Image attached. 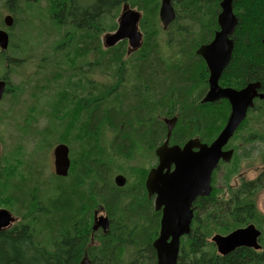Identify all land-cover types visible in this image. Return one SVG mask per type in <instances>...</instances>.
I'll list each match as a JSON object with an SVG mask.
<instances>
[{
    "label": "trees",
    "instance_id": "trees-1",
    "mask_svg": "<svg viewBox=\"0 0 264 264\" xmlns=\"http://www.w3.org/2000/svg\"><path fill=\"white\" fill-rule=\"evenodd\" d=\"M35 1L38 0H7V3L10 8ZM160 1L51 0L50 17L66 30L64 57L85 59L87 70L79 72L85 74L87 85L90 82L86 75H108L105 85L92 81L89 88L85 82L88 92L93 90L94 99L86 103L91 110L89 129L107 122L125 127L126 135L134 131L145 139L155 130L157 137H162V124L150 119L151 109H157L158 116L178 114L172 132L177 144L192 135L209 143L223 128L229 105L225 100L200 103L207 89L208 74L194 51L218 29L216 17L221 0H171L176 17L166 30L159 28ZM125 4L139 10V29L143 34L140 49L129 54L125 41L104 49L100 40L103 33L115 31V20ZM233 13L238 20L232 37L234 50L219 85L236 89L249 82H260L264 92V0H233ZM69 47L73 49L68 55ZM221 109L225 111L222 119ZM251 116L255 123L264 125V100L254 102L236 133L251 123ZM254 141H264V130L253 131L244 140L247 144ZM237 150L231 159L233 166L224 177L226 194L216 197L212 191L210 196L195 201L191 232L181 239L178 264H264V216L256 208V195L264 188V173L231 187L230 179L238 169ZM89 153L92 154L76 166L78 173L72 171L73 181L56 188L55 198L49 199L45 206L34 199L21 201L25 211L22 220L0 231V264H78L85 251L91 264H156L152 242L158 234L159 216L143 197L141 187L117 189L105 184L103 165L95 170L92 193L111 217L109 230L107 234L95 235L97 245L89 242L91 230L81 233L76 215L90 203V198L85 190H75V186L86 180L82 169L96 165L95 152ZM261 156L264 165V155ZM69 176L70 173L66 178L56 179L65 182ZM249 224L261 231L260 251L239 248L219 256L208 242L215 232L224 235Z\"/></svg>",
    "mask_w": 264,
    "mask_h": 264
},
{
    "label": "rangeland",
    "instance_id": "rangeland-1",
    "mask_svg": "<svg viewBox=\"0 0 264 264\" xmlns=\"http://www.w3.org/2000/svg\"><path fill=\"white\" fill-rule=\"evenodd\" d=\"M52 9L51 0L22 2L10 5V8L7 0H0V29L9 35L8 49L0 54V79L7 82L0 102V209L9 211L17 221H21L25 214L21 201L34 199L45 206L49 199L55 198L56 188L73 181L75 165L78 166L79 161L87 158L93 150L96 165L88 169L84 167L82 173L87 176L86 180L75 186V190H85L90 198V203L76 215L80 231L85 234L93 224V211L101 205L99 198L92 193L95 170L103 165L106 172L103 181L112 185L113 177L122 174L128 182L126 188L132 189L142 187L146 173L155 161L153 150L141 146L134 139V133L124 134L126 129L121 125L101 122L92 126L93 130L89 129L88 114L91 110L86 103L94 99L93 94L86 93V81L79 72L87 70L86 61L83 57L71 56L69 60L64 57L66 30L51 20ZM8 14L14 19L9 29L2 22ZM107 33L112 32L103 33L101 42ZM72 47H69L68 55ZM88 78L96 85H103L105 81L100 73L88 75ZM221 86L224 85L221 83ZM220 112L222 119L225 111L221 109ZM164 117L166 115L158 116ZM263 130L264 125L255 123L252 118L251 123L235 133L228 143L227 149H238V169L230 179V186L254 180L264 173L260 160L264 155V141L244 142L253 131ZM163 132L162 137L165 136L164 129ZM162 137H158L156 146L162 143ZM115 140L116 147L113 146ZM58 144H65L69 149L71 176L65 182L56 179L54 174L52 152ZM232 166L233 161L220 164L215 170L212 187L216 197L226 194L224 177ZM256 207L264 216V188L257 193ZM217 234L223 235L215 232L208 242ZM95 241L94 237V244ZM82 258L83 255L80 260Z\"/></svg>",
    "mask_w": 264,
    "mask_h": 264
},
{
    "label": "water",
    "instance_id": "water-1",
    "mask_svg": "<svg viewBox=\"0 0 264 264\" xmlns=\"http://www.w3.org/2000/svg\"><path fill=\"white\" fill-rule=\"evenodd\" d=\"M220 12L217 15L218 30L212 41L199 47L196 55L203 58L208 70V89L201 100L202 104H212L226 100L230 112L225 125L210 144H201L197 139L189 140L183 147L168 146V139L174 128L176 119L165 120L167 135L164 144L158 147V166L152 169L146 179L145 187L149 196L155 194V210H161L159 232L152 242L156 254V264H178L180 240L191 232L194 217L193 203L197 198H206L212 193V174L219 162L229 163L233 150L224 151L237 129L246 119L247 113L254 106V101L264 100L260 82H249L240 89L221 87L219 80L230 63L234 42L232 36L238 24L233 13V0H221ZM176 13L171 0H161L158 19L162 30H166L175 20ZM141 14L123 5L117 18L115 31L102 37L104 49H111L118 43L126 41L128 54L139 50L143 42V34L139 29ZM3 25L9 29L14 24L11 15L3 17ZM9 35L0 29V52L8 49ZM6 90V83L0 80V102ZM196 149V150H194ZM53 168L56 177L65 178L70 168L69 149L65 144L54 147ZM173 166V170L171 167ZM125 178L117 176L114 183L124 187ZM97 212H95V217ZM16 222L11 213L0 209V231L9 228ZM100 230L107 234L109 220L99 217L93 220L92 231ZM261 231L253 224L238 228L226 235H214L210 242L219 256H226L239 248L260 251L259 239ZM80 264H90L84 257Z\"/></svg>",
    "mask_w": 264,
    "mask_h": 264
},
{
    "label": "flooded vegetation",
    "instance_id": "flooded-vegetation-1",
    "mask_svg": "<svg viewBox=\"0 0 264 264\" xmlns=\"http://www.w3.org/2000/svg\"><path fill=\"white\" fill-rule=\"evenodd\" d=\"M171 3H172V1H171ZM172 6H173V3H172ZM173 8H174V6H173ZM122 9V8H121ZM175 10V9H174ZM219 12H220V9H219ZM176 13V12H175ZM216 24H217V17H216ZM171 25V24H170ZM169 25V26H170ZM168 26V27H169ZM218 30V29H217ZM217 30H215L214 31V33L217 31ZM214 33H213V36H212V38L207 42V43H205V44H201L200 46H198L196 49H195V51H194V53H195V55H196V51H197V49L199 48V47H201V46H203V45H207V44H209L211 41H212V39H213V37H214ZM233 37V36H232ZM233 39V38H232ZM126 42V41H125ZM103 45V44H102ZM197 57H199L201 60H202V62L204 63V65H205V67H206V64H205V62H204V60H203V58L202 57H200L199 55H196ZM206 70H207V67H206ZM224 73V72H223ZM207 74L209 75V73H208V70H207ZM84 75L85 74H82V77H84ZM91 76H92V74H91ZM105 78L108 76L107 74H104L103 75ZM86 77L88 78V75H86ZM89 79V78H88ZM92 79H89V84L87 85V82H86V87H89V88H91L92 86H90V84L92 85ZM7 83V82H6ZM106 83L104 82V84L103 85H105ZM242 88V87H241ZM88 89V88H87ZM86 88H85V91H86V93L87 94H93V90H90V92H88V90H87ZM207 89H208V77H207ZM207 89L205 90V92L203 93V96H202V98H201V100L203 99V97L205 96V94H206V92H207ZM240 89V88H239ZM88 96V95H87ZM89 97V96H88ZM201 100H200V103H201ZM257 100V99H256ZM255 100V101H256ZM226 101V100H225ZM254 101V102H255ZM227 102V101H226ZM215 103H217V101L215 102ZM228 103V102H227ZM202 104V103H201ZM229 105V104H228ZM156 106V105H155ZM229 108H230V106H229ZM178 114H175V115H171V116H166V117H164V118H158V114H157V109H151V113H150V119L152 120V122H154V123H158V122H160L161 124H162V126H163V128H164V131H165V136L164 137H162V143L160 144V145H158V146H156V144H157V141H158V137H157V133L155 132V130H153V131H151V134H150V137H148V138H145V139H143V137H141V135H139V133H136V132H134V131H131L132 133H134V139H136L137 141H139V143H140V145L141 146H145L146 148H148L149 150H153V155H152V157H154V161H155V163H154V165H152L151 167H149V170L147 171V173H146V176H145V179H144V182H143V184H142V187H141V192H142V195H143V197L148 201V202H150V204H151V208H152V210H153V212L154 213H156V215H158L159 216V222H160V219H161V210L160 211H156L155 210V199H156V195L155 194H153V195H150L149 196V194H148V191H147V189H146V187H145V182H146V179H147V176H148V174H149V172L152 170V169H155L157 166H158V156H157V154H156V152H157V149H158V147L159 146H161L162 144H164V142L167 140L166 139V135H167V125L164 123V121L165 120H170V119H172V118H175L176 119V123H175V125H174V128H175V126H176V124H177V122H178ZM159 120V121H158ZM152 122H151V125H152ZM113 125V124H112ZM150 125V124H149ZM154 125V124H153ZM118 126V125H117ZM122 126V125H121ZM174 128L172 129V131H171V136H170V138L168 139V146H179V147H183L184 146V144L185 143H187L189 140H194V139H197L201 144H210L211 142H209V143H207L205 140H203V138H201V137H199L198 135H195V136H191V137H185L184 139H182V141H181V143L180 144H177L176 142H175V140L172 138V132H173V130H174ZM149 129H150V126H149ZM239 129V128H238ZM237 129V130H238ZM237 132V131H236ZM235 132V133H236ZM235 135V134H234ZM149 138L150 139H152V141H149ZM216 138V137H215ZM233 138V137H232ZM230 142V141H229ZM115 145V147L117 146V144H116V140L114 141V143H113V146ZM228 145V144H227ZM227 147V146H226ZM226 147H224L223 148V150L224 151H227V150H233V154H234V149H227ZM194 150H196V149H194ZM233 157V156H232ZM153 159V158H152ZM220 164H228V163H222L221 161L219 162V164H218V166H217V168L220 166ZM104 167V166H103ZM70 168H71V161H70ZM70 168H69V172H70ZM216 168V169H217ZM215 169V170H216ZM171 170H173V166L171 167ZM215 170H214V172H215ZM75 171L78 173V169L76 168V165H75ZM105 171V170H104ZM214 172H213V174H212V181H211V187H212V183H213V176H214ZM72 173H74V172H72ZM105 175H106V172H105ZM117 176H123L122 174H117V175H115L114 177H113V186L115 187V188H117V189H123V188H126L127 187V184H128V182H127V179L125 178V180H126V182H125V185H124V187H122V188H120V187H117L116 185H115V183H114V179H115V177H117ZM98 179V178H97ZM102 181V180H101ZM128 181H129V179H128ZM103 183V182H102ZM105 184H111L110 182L109 183H105ZM235 186H238V185H234V186H231V187H235ZM138 187V186H137ZM134 190H132V192H133ZM212 191H213V187H212ZM134 194H138V192H135ZM257 196V195H256ZM198 199H200V198H197L196 200H198ZM195 200V201H196ZM195 201H194V203H195ZM194 203H193V210H194ZM257 208V207H256ZM95 212H97V215H96V217H95ZM105 212V213H104ZM194 215H195V210H194ZM109 214L107 213V211H106V208H105V206L104 205H98L97 207H96V209L93 211V220H95V219H97L98 220V218L99 217H106L108 220H111V217L110 216H108ZM194 218V217H193ZM12 226V225H11ZM10 226V227H11ZM92 226H93V224H92ZM92 226H91V232H90V234H89V239L91 240V245H96V243L94 244V237H95V235H98V234H102V235H104L100 230H98L97 232H93L92 231ZM247 226V225H246ZM246 226H244V227H246ZM256 227V226H255ZM241 228H243V227H241ZM257 228V227H256ZM258 229V228H257ZM158 232H159V229H158ZM157 236H158V234H157ZM157 238V237H156ZM182 239V238H181ZM180 243H181V240H180ZM89 247V246H88ZM154 250V249H153ZM179 253H180V249H179ZM84 257H86L88 260H89V263L91 264V260H90V258H89V256H88V254H87V251H85L84 253H83V258ZM155 257H156V254H155ZM83 258L78 262V264H80V262L83 260Z\"/></svg>",
    "mask_w": 264,
    "mask_h": 264
},
{
    "label": "bare ground",
    "instance_id": "bare-ground-1",
    "mask_svg": "<svg viewBox=\"0 0 264 264\" xmlns=\"http://www.w3.org/2000/svg\"><path fill=\"white\" fill-rule=\"evenodd\" d=\"M0 80H2V79H0ZM5 83H6V81L5 80H3ZM68 174H69V171H68ZM68 176V175H67Z\"/></svg>",
    "mask_w": 264,
    "mask_h": 264
}]
</instances>
